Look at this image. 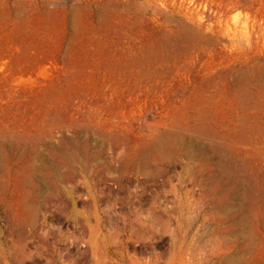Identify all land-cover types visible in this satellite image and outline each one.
<instances>
[{
  "label": "rangeland",
  "instance_id": "obj_1",
  "mask_svg": "<svg viewBox=\"0 0 264 264\" xmlns=\"http://www.w3.org/2000/svg\"><path fill=\"white\" fill-rule=\"evenodd\" d=\"M262 192L264 0H0V264H264Z\"/></svg>",
  "mask_w": 264,
  "mask_h": 264
},
{
  "label": "bare ground",
  "instance_id": "obj_2",
  "mask_svg": "<svg viewBox=\"0 0 264 264\" xmlns=\"http://www.w3.org/2000/svg\"><path fill=\"white\" fill-rule=\"evenodd\" d=\"M245 130V129H244ZM190 135V134H189ZM158 136V135H157ZM161 136V135H160ZM164 137H165V135H163ZM166 138V137H165ZM208 139V138H207ZM192 140V139H191ZM162 139H157L156 138V140H155V145L156 146H158L159 147V144L160 143H162ZM177 142H178V140H176V145H178L177 144ZM150 143V142H149ZM209 143H211V142H209ZM182 144L183 145H181V147H178L177 148V152L178 153H182L183 154V157L185 158V160L188 162V164L187 165H190L189 167L191 168V165H193V166H195L196 165V163H197V165H198V167H199V169L197 170V176H195V180H193V182L194 183H197V182H199V184H200V187H202L203 189H204V193L205 194H203V195H201L200 197H197L198 198V200L199 201H202V200H206V194H208V195H210V196H212V198H211V200H212V204H213V207H214V215L216 216V217H218V157H212L211 155H208L207 153H204V154H202V155H196L195 154V152H194V150L195 149H199V148H201V149H205V147L204 146H201V144H200V142L199 141H189V142H187V144H185V141H182ZM111 145V144H110ZM140 145V144H139ZM148 145H150V144H148ZM212 144H210V147H209V151H211V152H213L214 154H218V148H217V150L215 149L217 146V144L215 145L216 147H214V145L213 146H211ZM123 146H124V144H123ZM127 146V145H126ZM142 146V145H141ZM147 146V145H146ZM206 146V145H205ZM167 147V146H166ZM165 147V148H166ZM183 147V148H182ZM139 148V147H138ZM152 150V149H151ZM127 152V151H126ZM125 152V153H126ZM144 152V151H143ZM142 151H140V150H137V151H135V157L132 159V163H133V168H134V170L137 172V174H144L147 178H150V179H152V178H154V177H156V175H157V171H156V167L154 168V167H152V166H155V164L156 163H153L152 161H150V160H148L149 158L145 155V153H143ZM147 152V151H146ZM118 153V152H117ZM120 153H121V151H120ZM122 154V153H121ZM117 155H119V154H116L115 156H117ZM116 158V157H115ZM114 158V159H115ZM261 158V157H260ZM113 159V158H112ZM117 159H120V158H117ZM124 158H122L121 160H123ZM178 159V158H177ZM39 159H30L27 163H26V165H24L23 167H21L19 170L18 169H16L15 170V173H14V175H12L13 176V181H14V185H15V187H14V190H16L17 189V187H19V184H20V181H21V178H23V176H25V175H27L28 177V179L31 181V180H33V178H34V176H36V173H35V171H36V169L37 168H39V167H41L40 166V164H39V161H38ZM124 161V160H123ZM175 161H177L176 159H175ZM118 161H116V163H117ZM121 162V161H120ZM167 162V161H166ZM123 162H121V164H122ZM157 163H158V161H157ZM2 164V163H1ZM183 165V164H182ZM124 166V165H123ZM223 166V165H222ZM163 167V166H162ZM224 167H225V165H224ZM154 168V169H153ZM227 169V168H226ZM11 171V170H10ZM10 171H5V173H4V176L5 177H7V179H8V173L10 172ZM41 171V170H40ZM164 171V170H163ZM14 172V171H13ZM52 173H53V177L57 180L58 179V181L59 180H61V177H62V175H61V169H58V170H55V171H51ZM165 172V171H164ZM47 173V172H46ZM131 173V172H130ZM168 173V172H167ZM187 173H189V171L187 170ZM63 174V173H62ZM132 175V174H131ZM161 175V174H160ZM168 175V174H167ZM106 176V175H105ZM119 176V175H118ZM166 176V175H165ZM241 176V175H240ZM64 177V176H63ZM144 177V176H143ZM192 177V176H191ZM193 177H194V175H193ZM54 178H52V179H54ZM170 178V177H169ZM43 179V178H42ZM51 179V178H50ZM129 179H132V177L131 178H129ZM167 179V178H166ZM173 179V178H172ZM44 180V179H43ZM64 180V179H63ZM115 180V179H114ZM168 180V179H167ZM191 180H192V178H191ZM49 181V180H48ZM117 181H118V179H117ZM117 181H115V182H117ZM120 181V180H119ZM144 181V180H143ZM143 181H141V183L143 182ZM150 181V180H149ZM172 181V180H171ZM146 182V181H145ZM164 182H165V180H164ZM189 182V181H188ZM42 183V182H41ZM64 183V182H63ZM119 183H121V181L119 182ZM135 183V182H134ZM163 183V182H162ZM43 184V183H42ZM41 184V185H42ZM116 184V183H115ZM130 184V183H129ZM133 184V183H132ZM190 183H187V185H189ZM142 185V184H141ZM155 185V184H154ZM153 185V186H154ZM137 186H139V185H137ZM108 187V186H107ZM122 187V186H121ZM168 187V186H167ZM120 188V187H119ZM144 188V187H143ZM160 188V187H159ZM164 188V187H163ZM49 189V188H48ZM137 189H139V188H137ZM45 190V189H44ZM110 190V189H109ZM111 191V190H110ZM118 191V190H117ZM45 192V191H44ZM51 192V191H50ZM46 193V192H45ZM138 193V192H137ZM143 193V192H142ZM160 193H161V191H160ZM168 193H170V192H168ZM192 193H193V191L192 190H186L185 191V198H186V203H187V201H189L190 200V198H191V196H192ZM3 194V193H2ZM47 194V193H46ZM140 194V193H139ZM152 194V193H151ZM31 195V194H30ZM42 195V194H41ZM5 196V195H4ZM32 196V195H31ZM115 196H116V194H115ZM123 196V195H122ZM127 195H125V197H126ZM134 196V195H133ZM132 196V197H133ZM196 196V195H195ZM259 197H257L256 198V200H255V202L253 203H251V208H249L250 210H252V208L255 206V207H257V212L260 214L259 215V217H261V215L263 216V212H262V203L264 202V192H262L260 195H258ZM33 197V196H32ZM131 197V196H130ZM142 197V196H141ZM144 197V199H146L145 198V195L143 196ZM147 197V196H146ZM149 197V196H148ZM162 197V196H161ZM165 197V196H164ZM168 197V196H167ZM171 197V196H170ZM134 198V197H133ZM4 199V198H3ZM11 199V198H10ZM125 199V198H124ZM128 199V198H127ZM170 199V198H169ZM169 199H167V200H169ZM172 199V198H171ZM50 200V199H49ZM133 200V199H132ZM131 201V200H130ZM135 201H137V200H135ZM139 201V200H138ZM146 201H148V200H146ZM170 201V200H169ZM140 202V201H139ZM166 202V201H165ZM171 202V201H170ZM146 203V202H145ZM162 203V202H161ZM242 203V202H241ZM131 204V203H130ZM143 204V203H142ZM12 205V204H11ZM165 205H166V203H165ZM249 205V204H248ZM7 206V205H6ZM18 206V205H17ZM130 206V205H129ZM135 206V205H134ZM162 206V205H161ZM164 206V205H163ZM170 206V205H169ZM145 207V206H144ZM157 207V206H156ZM155 207V208H156ZM7 208V207H6ZM130 208V207H129ZM131 208H133V207H131ZM130 208V209H131ZM136 208V207H135ZM147 208V207H146ZM154 208V207H153ZM9 209V208H8ZM11 209V208H10ZM127 209V208H126ZM12 210V209H11ZM122 210V209H121ZM149 210V209H148ZM172 210V209H171ZM235 210L237 211V209L235 208ZM26 211V210H25ZM143 211V210H142ZM145 211V210H144ZM207 211H208V209H207ZM236 211H234V212H236ZM17 212V211H16ZM124 212V210L122 211V213ZM174 212V211H173ZM253 212V211H252ZM257 212H255L256 214H257ZM29 213V212H28ZM133 213V212H132ZM237 213H239V210H238V212ZM241 213V212H240ZM239 213V214H240ZM18 214V213H17ZM162 214V213H161ZM249 214V213H248ZM124 215V214H123ZM133 215V214H132ZM140 215V214H139ZM241 215V214H240ZM137 216V215H136ZM180 216H182V215H180ZM94 217H95V219H96V222L98 223L99 222V218H98V213H97V211L94 213ZM141 217V216H140ZM92 218V217H91ZM130 218V217H129ZM120 219V218H119ZM118 219V220H119ZM126 219V218H125ZM136 219H138V218H136ZM141 219H143V218H141ZM205 219V218H204ZM131 220H133V219H131ZM144 220H145V218H144ZM203 220V219H202ZM79 221V220H78ZM92 221H93V219H92ZM113 221V220H112ZM125 221V220H124ZM130 221V220H129ZM136 221V220H135ZM134 221V222H135ZM146 221V220H145ZM111 222V221H110ZM121 223V222H120ZM120 223H119V225H120ZM126 223H127V221H126ZM138 223V222H137ZM106 224V223H105ZM131 225H132V223H131ZM135 225V224H134ZM157 225V224H156ZM235 225V224H234ZM141 226V225H140ZM112 227V226H111ZM159 228V227H158ZM32 229V228H31ZM110 229V228H109ZM160 229V228H159ZM141 231V230H140ZM159 231V230H158ZM109 232V231H108ZM110 232H112V231H110ZM119 232V231H118ZM131 233V232H130ZM147 233V232H146ZM149 233V232H148ZM116 234H119V233H116ZM159 234V233H158ZM111 235V234H110ZM133 235V234H132ZM157 236V235H156ZM167 236V235H166ZM116 237V236H115ZM131 238H133V237H131ZM235 238H237V237H235ZM153 239V238H152ZM132 240V239H131ZM148 240V239H147ZM165 239H163V241H164ZM228 241V240H227ZM31 242V241H30ZM146 242V241H145ZM145 242H144V244H145ZM131 244H132V242H131ZM139 244H140V242H139ZM141 244H143V241L141 242ZM143 244V245H144ZM83 245V244H82ZM149 245V244H148ZM131 246V245H130ZM133 246V245H132ZM159 246V245H158ZM167 246V245H166ZM138 247V246H137ZM143 247V246H142ZM149 247V246H148ZM102 248H103V246H102ZM240 248V247H239ZM162 249V248H161ZM143 250V249H142ZM147 250V249H146ZM139 251V250H138ZM167 251V250H166ZM104 252V251H103ZM132 252V251H131ZM146 252V251H145ZM84 253V252H83ZM117 253V252H116ZM137 253V252H136ZM88 254V253H87ZM104 254V253H103ZM138 254V253H137ZM136 254V255H137ZM146 254V253H145ZM104 256V255H103ZM115 256H116V254H115ZM166 256V255H165ZM105 258V257H104ZM103 258V259H104ZM79 260V259H78ZM81 260V259H80ZM92 260H93V258H92ZM106 261V260H105ZM119 261V260H118ZM231 262V261H230ZM229 261L228 262H226V264H229L230 263ZM105 263V262H104ZM221 263H223V261L221 262ZM225 263V262H224ZM6 264V263H5ZM129 264V263H128ZM180 264H186V263H184V261H182ZM235 264V263H234Z\"/></svg>",
  "mask_w": 264,
  "mask_h": 264
}]
</instances>
